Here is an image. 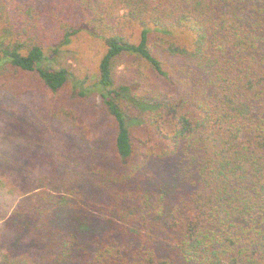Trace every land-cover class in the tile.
<instances>
[{"label":"trees","instance_id":"obj_1","mask_svg":"<svg viewBox=\"0 0 264 264\" xmlns=\"http://www.w3.org/2000/svg\"><path fill=\"white\" fill-rule=\"evenodd\" d=\"M56 5L54 53L102 49L87 85L0 42V264H264V0ZM14 71L70 109L6 93Z\"/></svg>","mask_w":264,"mask_h":264},{"label":"rangeland","instance_id":"obj_2","mask_svg":"<svg viewBox=\"0 0 264 264\" xmlns=\"http://www.w3.org/2000/svg\"><path fill=\"white\" fill-rule=\"evenodd\" d=\"M58 1L59 0H0V42H2L4 46L13 45L17 42H23L28 45L31 37L36 40L38 39V41L43 44L45 54L51 59L45 61V65H54L57 67L71 65L73 76L77 80L86 77L87 80L85 83L89 85L93 81V77L91 78V76L93 72L96 71L98 59L100 57L99 51L102 49L101 39L93 37L88 31H83L74 35L66 46L58 48L54 53L52 49L58 46V41L56 39L58 20L56 25H54L50 21L49 15L54 14L57 15L58 18L60 13H55L59 9L56 5ZM26 9L30 12L27 13L28 15H23ZM59 17H61V14ZM23 18H27V21H30H28L29 24L26 23L23 25L20 21L21 19L23 20ZM63 19L67 22L64 18V14ZM46 20L51 23V25L49 24L50 26L44 25V21ZM125 31L127 34L136 35L138 28L132 23L126 22ZM119 69H121V67ZM8 74L7 72V75ZM13 74L15 83L11 87H8V90L5 89L6 93H11L21 101L28 104L30 103L32 108L41 113H47L57 105H61L68 110L70 109L71 100L68 97V102L66 100L61 102L63 99L60 98V102L56 103L59 96H51L47 91L45 93L43 88L35 82H31L27 75L20 74L19 71H14ZM9 76H12V74ZM0 83L3 82L0 81ZM3 103L4 101H0V133L2 132V121L9 119L6 117L8 116V113H5L6 108L3 109ZM91 103H93V101L85 99L80 104L74 105L71 110H77L80 108L79 105H82L81 108L86 109L87 113L94 116V109ZM96 104L94 103V105ZM81 111L78 112L81 113Z\"/></svg>","mask_w":264,"mask_h":264}]
</instances>
